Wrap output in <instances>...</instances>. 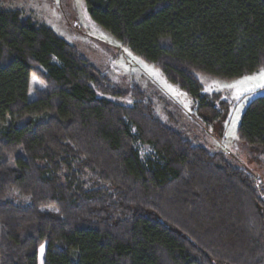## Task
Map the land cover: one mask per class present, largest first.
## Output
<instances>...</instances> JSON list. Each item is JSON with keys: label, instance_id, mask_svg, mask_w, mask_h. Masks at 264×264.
<instances>
[{"label": "trees", "instance_id": "16d2710c", "mask_svg": "<svg viewBox=\"0 0 264 264\" xmlns=\"http://www.w3.org/2000/svg\"><path fill=\"white\" fill-rule=\"evenodd\" d=\"M84 4L187 93L206 127L221 130L229 105L203 94L197 75L264 69V0ZM32 73L44 87L28 100ZM237 138L264 161V94L249 99ZM135 142L152 157L142 161ZM0 264H264V188L166 125L136 86L111 85L51 28L0 0Z\"/></svg>", "mask_w": 264, "mask_h": 264}, {"label": "rangeland", "instance_id": "374dc122", "mask_svg": "<svg viewBox=\"0 0 264 264\" xmlns=\"http://www.w3.org/2000/svg\"><path fill=\"white\" fill-rule=\"evenodd\" d=\"M1 2L3 7L20 10L23 16L51 28L96 66L100 75L111 85L124 91H130L136 86L152 100L156 115L166 125L184 135L194 145L202 146L213 153H224L230 163L256 178L257 183L264 188V161L258 152L239 142L237 138L238 124L247 106V99L258 91L260 84L264 85V69H260L256 75L233 80L197 75L203 94H219L229 105L228 117L221 130L214 126L206 127L195 115L193 101L187 93L167 81L158 67L131 54L113 36L96 25L87 14L84 0ZM38 70L43 71L41 68ZM43 87V81L37 74L32 73L28 100H33L35 90ZM97 97L125 107H132L135 103L131 93L125 96H106L98 92ZM134 148L142 161L153 155L149 146L139 142L134 143Z\"/></svg>", "mask_w": 264, "mask_h": 264}, {"label": "crops", "instance_id": "0c3cea01", "mask_svg": "<svg viewBox=\"0 0 264 264\" xmlns=\"http://www.w3.org/2000/svg\"><path fill=\"white\" fill-rule=\"evenodd\" d=\"M261 70H258L257 72H255L254 74L251 75H256L257 73H259ZM263 84H260V87L258 88V91L255 92V94L253 95H258V94H264V86H262ZM251 95V96H253ZM250 96V97H251ZM250 97L247 99V101H249ZM248 103V102H247Z\"/></svg>", "mask_w": 264, "mask_h": 264}, {"label": "snow or ice", "instance_id": "6c2138e0", "mask_svg": "<svg viewBox=\"0 0 264 264\" xmlns=\"http://www.w3.org/2000/svg\"><path fill=\"white\" fill-rule=\"evenodd\" d=\"M262 86H264V85H262ZM42 248H43V246H42Z\"/></svg>", "mask_w": 264, "mask_h": 264}]
</instances>
